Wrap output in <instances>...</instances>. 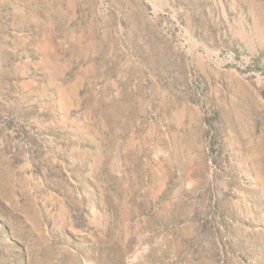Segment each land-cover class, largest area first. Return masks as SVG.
Masks as SVG:
<instances>
[{
  "label": "rangeland",
  "instance_id": "1",
  "mask_svg": "<svg viewBox=\"0 0 264 264\" xmlns=\"http://www.w3.org/2000/svg\"><path fill=\"white\" fill-rule=\"evenodd\" d=\"M0 264H264V0H0Z\"/></svg>",
  "mask_w": 264,
  "mask_h": 264
}]
</instances>
